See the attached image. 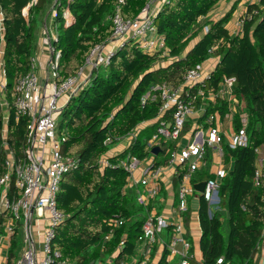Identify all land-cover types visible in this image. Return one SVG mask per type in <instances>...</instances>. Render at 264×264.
<instances>
[{
    "label": "trees",
    "instance_id": "obj_1",
    "mask_svg": "<svg viewBox=\"0 0 264 264\" xmlns=\"http://www.w3.org/2000/svg\"><path fill=\"white\" fill-rule=\"evenodd\" d=\"M149 1L36 0L25 16L23 9L29 0H0V71L5 79L2 93L6 102L3 106L0 101V176L7 171L6 150L21 159L27 145L29 120L15 115L12 92L17 80L30 69V58L36 51L33 32L44 18L55 10L56 39L51 41V47L60 52L55 78L59 83L77 75L93 49L108 42L116 8L125 20L134 21ZM220 1L165 0L153 22L167 54L144 52L132 40L122 42L109 64L93 69L89 79L62 107L57 117V132L63 137L61 151L64 156L76 158L78 165L60 182L56 208L65 219L56 227L51 241L52 253L60 254L51 264H95L107 258H111L109 264H122L134 257L150 206L139 205L135 194L126 192L130 174L121 162L128 157L142 161L163 156L152 163V168L168 164L166 152L176 149L174 143L161 140L157 155H152V148L147 146L159 123L170 122L172 117L170 110L160 115L162 100L151 88L161 84L178 88L187 71L209 58L218 61L208 77L188 89L195 97L194 108L204 111L198 122L206 129L213 126L205 123L206 119L228 114L227 102L218 96V91L226 78H234L232 95L243 102V108L232 116V129L235 133L243 129L248 141L246 146L234 149L221 144L225 175L219 181V202L209 214L208 203L199 197L200 259L193 257L189 261L219 264L221 259V264H258L264 239V177L255 185L253 175L256 150L264 149V0L247 5L237 34H230L227 25L239 0L222 17L213 19L210 13ZM64 13L71 22H66ZM199 91H212L214 100H202L197 95ZM241 114L245 115L244 124ZM149 121L155 122L140 131L122 152L107 157V165L101 166V159L112 146ZM189 125L185 124L181 135ZM208 148L205 145L206 154ZM186 170V163L176 166L174 184L181 181ZM194 174L193 185L214 177L207 170ZM117 216L124 222L115 228L110 220ZM9 217L7 211H0V236L4 235ZM20 250L16 230L10 238L5 264H15ZM167 257L164 247L157 264H168Z\"/></svg>",
    "mask_w": 264,
    "mask_h": 264
},
{
    "label": "built area",
    "instance_id": "obj_2",
    "mask_svg": "<svg viewBox=\"0 0 264 264\" xmlns=\"http://www.w3.org/2000/svg\"><path fill=\"white\" fill-rule=\"evenodd\" d=\"M35 2L36 0H29L26 8L28 9ZM150 3L151 0L134 21L125 20L121 16L119 8H116L111 16L113 32L106 44L117 45L126 40H132L144 52L150 54L161 52L162 55H166L167 49L163 38L158 34L153 22L157 11L150 10ZM55 15V10L52 9L50 16L52 32L47 29L46 24L42 29L44 42L51 52L47 80L42 81L39 77L36 67L37 59L33 55L30 58L29 71L17 80L12 92L15 115L29 120L26 128L27 145L22 158L16 159L9 150H6L5 166L7 171L0 176V211H7L10 216L4 228V235L10 239L18 230L22 244V250L15 264H51L54 258L60 257L59 253L51 251V241L55 229L65 219L56 208V198L63 176L78 165L76 158L62 154L63 137L57 132V117L66 102L78 92L86 81L80 80L81 69L77 75L64 78L59 83L55 82L60 54L59 51L54 52L51 47V41L56 39L53 30ZM64 17L67 23L71 19L68 13H64ZM239 24L242 26L241 19ZM106 44L96 46L87 59L86 64L89 63L92 70L109 64L110 57L117 47L113 45L102 55ZM208 75L209 72L199 65L187 71L183 83L178 88L166 84L151 88V92H158L162 100L160 115L170 110L172 117L170 122L161 121L159 123L156 133L147 144L149 148H159L161 140L174 142L180 138L185 124L196 110L194 108L195 97L188 93V89L201 83ZM233 83L234 78H226L222 86L231 93ZM4 85L5 79L0 71V101L3 106L6 105L2 93ZM210 92L214 94L212 91ZM203 93L205 92L199 91L197 95L202 98ZM148 96L149 93L145 97ZM213 121L214 117L212 116L206 119V123L209 125ZM242 122L245 123V116L242 117ZM131 136L134 139L137 134L132 133ZM221 141L222 137L218 129L209 126L205 137L202 132H194L187 144L179 148L176 147L174 150H167L168 166L176 168L179 164H187L186 173L183 174L176 193L177 221L148 212L141 227L135 255L128 263L122 264H152L153 248L157 238L164 230H167L168 236L163 245L169 252H175L176 245L182 246L181 253H179L180 260L176 264H190L189 260L194 257V254L191 243L182 236V216L187 212V197L193 192L191 179L203 162L205 145H219ZM247 141V136L242 129L238 133L234 132L228 146L232 149L237 146H246ZM219 152L222 150L220 149ZM256 153L253 183L258 185L260 178L264 177V153L261 148L257 149ZM139 162L135 157H128L126 161L121 162V166L131 175ZM100 164L101 166L107 165L106 159H101ZM157 173V169L154 170L151 164L141 171V178L136 183V186L140 188L136 190V201L139 205L148 206L149 200L154 198L159 191ZM224 175L225 171L220 170L215 178L205 181L201 196L209 205V214L217 208L219 181ZM123 222L124 220L118 216L110 220V224L115 228L120 227ZM107 238L108 236L105 237V239ZM123 240L124 238L119 243V249L123 245ZM218 263L221 264L222 260L219 259ZM258 264H264V239L260 245Z\"/></svg>",
    "mask_w": 264,
    "mask_h": 264
},
{
    "label": "crops",
    "instance_id": "obj_3",
    "mask_svg": "<svg viewBox=\"0 0 264 264\" xmlns=\"http://www.w3.org/2000/svg\"><path fill=\"white\" fill-rule=\"evenodd\" d=\"M165 0H151L150 3V10L152 12L158 11L160 7L163 5ZM235 0H221L218 5L211 11L210 16L213 19H219L222 17L226 12L230 10ZM259 0H239L237 3V7L232 13L231 19L227 25V29L229 30L230 34H237L240 30L235 29V26H239V21L237 19L242 16V14L246 11V7L248 4L257 3ZM27 8L25 7L23 9V14H27ZM51 12L47 15L46 18H44L42 25L39 27V41L36 43V48L38 46V49L36 51L37 59V73L39 77L42 79V81H46L48 77V63L51 59V52L49 51L47 45L44 42V36L42 33V29L44 26V23L49 19L50 21ZM72 19L69 20L71 22ZM68 22V23H69ZM50 23V22H49ZM237 23V24H236ZM52 26V23L50 24ZM50 26V30L52 32V27ZM115 46L116 44H106L105 48L102 52V55L106 53L108 49ZM120 44H117L116 47H118ZM218 61V58H209L207 59L203 64L202 67L205 71L210 72L216 62ZM92 70L86 67V65L82 68L80 80L87 81L89 79V76L91 75ZM218 96L223 99L225 102H227L228 107V114H226L223 118H221L219 115L214 116L213 126L218 129V131L221 134L222 141L219 145H212L209 146L208 152L204 155L203 162L200 164L199 171L207 170L209 174L213 175L215 178L216 174L220 170H224V156L222 152H219L221 149V144L225 143L228 144L234 134V131L232 129V116L237 112V110H241L243 108V102L237 100L233 97L232 92L230 93L227 88L224 86H220V89L218 91ZM215 94H212L210 91H207L202 94V99L204 101H210L212 102L214 100ZM203 109L198 108L195 110L193 115L190 117L189 121L187 122L189 125V130L186 131L184 134L180 136V138L177 141L169 142L170 144L174 143L176 147H182L185 144L188 143L190 136L194 132H199L203 134L205 137L207 135L208 128H204L201 123L198 122V119L203 115ZM241 116H245L244 114H241ZM155 121H149V122H143L137 126V128L132 132L133 134H138L140 131L145 129L147 126L153 124ZM206 123V120H205ZM132 133L125 138L119 140L112 148L109 150L106 156H104L102 159H106L107 157L114 156L122 152L131 142H132ZM124 141V142H123ZM168 143V144H169ZM168 147V146H167ZM262 153H264V149L261 148ZM158 153V152H157ZM154 155V154H152ZM157 155V154H155ZM156 157V159H155ZM163 156L157 157V156H150L146 160H142L139 162V165L137 168L132 172L130 177H128L127 180V186L126 190L130 189V192H133L136 196V190L140 189L139 186H136L137 182L141 178V171L143 168H145L147 165L157 162L159 160H162ZM197 170V171H198ZM157 182L159 185V191L155 195L154 198L149 200V212L156 213L163 215L164 217L168 218L169 220L177 221L178 215H177V201H176V193L178 190L179 183L174 184L173 182V175L175 172V168L170 167L168 165L166 166H159L157 168ZM194 175L191 179V185L192 187L202 181H197L192 184V180L194 178ZM128 192V191H126ZM201 196L200 193L196 192L193 188V192L187 197V212L183 214L182 216V222H183V231L182 236L183 238L191 243L192 251L194 254V258L196 260L200 259V253L198 251V242L200 237V226L198 221V206H199V197ZM187 216H186V215ZM146 216V215H145ZM168 232L167 230H164L159 238H157L155 246H157L156 250L154 251V255L152 258V264H157L162 250H163V242L167 241ZM20 239V236H19ZM21 244V241H20ZM10 246V239L7 238L5 235L0 236V264H5L7 259V251ZM22 248V244H21ZM22 250V249H21ZM20 250V252H21ZM175 252H169L168 251V257L167 261L168 264H176L180 260L179 253H181L182 246L176 245ZM20 254V253H19ZM111 262V258H107L104 262L97 261L95 264H109Z\"/></svg>",
    "mask_w": 264,
    "mask_h": 264
},
{
    "label": "rangeland",
    "instance_id": "obj_4",
    "mask_svg": "<svg viewBox=\"0 0 264 264\" xmlns=\"http://www.w3.org/2000/svg\"><path fill=\"white\" fill-rule=\"evenodd\" d=\"M237 0H235L234 1V3L236 2ZM233 3V4H234ZM236 7H237V5H236ZM235 7V8H236ZM240 19H241V17H239L238 19H237V21H240ZM50 21H49V19L44 23V25L46 24V27H47V29L50 31V23H49ZM237 24V23H236ZM41 25H42V23H41ZM44 27V26H43ZM235 29H239V30H241V25L239 24V26H235ZM33 37H34V43L36 44V43H38V41H39V28H36L35 30H34V32H33ZM37 45V44H36ZM37 49H38V46H37V48H36V51H37ZM36 51H35V54H36ZM93 59V58H92ZM86 67H88L89 69H91L92 70V67L90 66V64L88 63V64H86ZM124 142V141H123ZM128 192H130V189H128L127 190ZM223 223H225V215L223 216ZM224 229H225V227H224ZM225 231V230H224ZM22 249V248H21ZM105 264V263H104Z\"/></svg>",
    "mask_w": 264,
    "mask_h": 264
},
{
    "label": "water",
    "instance_id": "obj_5",
    "mask_svg": "<svg viewBox=\"0 0 264 264\" xmlns=\"http://www.w3.org/2000/svg\"><path fill=\"white\" fill-rule=\"evenodd\" d=\"M159 151V148L158 147H154L151 152L152 154H157V152ZM204 187H205V181H202V182H199L197 184H195L193 186L194 190L200 194H202V192L204 191Z\"/></svg>",
    "mask_w": 264,
    "mask_h": 264
}]
</instances>
